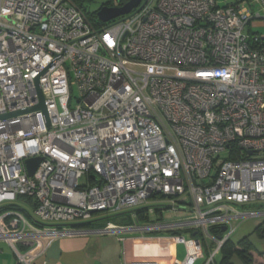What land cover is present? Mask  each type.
<instances>
[{
	"label": "built area",
	"instance_id": "obj_1",
	"mask_svg": "<svg viewBox=\"0 0 264 264\" xmlns=\"http://www.w3.org/2000/svg\"><path fill=\"white\" fill-rule=\"evenodd\" d=\"M251 4L264 10L144 0L98 24L72 0H0V116L39 106V92L46 108L0 119V242L17 264L45 237L95 234L163 235L185 246L180 264H217L243 223L264 220V38L250 32L262 19ZM186 193L187 219L48 225L158 197L184 208Z\"/></svg>",
	"mask_w": 264,
	"mask_h": 264
},
{
	"label": "crops",
	"instance_id": "obj_2",
	"mask_svg": "<svg viewBox=\"0 0 264 264\" xmlns=\"http://www.w3.org/2000/svg\"><path fill=\"white\" fill-rule=\"evenodd\" d=\"M144 210H148V208H144ZM126 214L131 215L130 218H127V221L132 222L131 226H135L138 222L141 223L137 217V213L131 214L128 212ZM124 215V213L119 214L117 218L123 217ZM141 216L149 217L146 212ZM122 220H124V218L118 219V223H114L122 226ZM244 224L246 223H243V225ZM242 226L239 227L235 234H239L243 230L241 229ZM248 229L249 227L245 229V232L243 231V234L246 233V231L248 233ZM253 233L261 240H264V220L255 224ZM232 237L230 240L236 245V249H241L239 242L243 240L248 241L252 245L249 254L253 258L254 264H264V246L263 250H256V246L251 240V235L245 236L238 241H234ZM121 238H124L125 240L122 241ZM155 238L138 239L135 236L128 235L100 234L63 235L55 238L45 237L40 249L31 253L28 257V261L30 264H180L184 261V258L182 260L177 259V254L174 249H161L160 247L157 249H151V244L149 242L151 239ZM138 242L145 244L147 249L141 248L137 252H132V243ZM110 250L117 253L116 257L110 254ZM157 255H160L158 256L159 258H157ZM220 260L221 254L217 257L216 263H220ZM0 264H17L13 250L5 242H0Z\"/></svg>",
	"mask_w": 264,
	"mask_h": 264
},
{
	"label": "rangeland",
	"instance_id": "obj_3",
	"mask_svg": "<svg viewBox=\"0 0 264 264\" xmlns=\"http://www.w3.org/2000/svg\"><path fill=\"white\" fill-rule=\"evenodd\" d=\"M236 1L237 0H220V5L224 6L225 4L234 3ZM109 2L116 3V0H90V1H87L85 3V9H86L87 16L91 19H96L97 18V16H96L97 11L102 7L103 4H106ZM250 8L253 11H255L256 13H257V11H259V13L262 16V19H256V20L252 21L251 26H250L251 31L253 33L260 34L264 38V10L260 6V4H251ZM72 94H73V96H77V90L75 88L72 89ZM226 158H227V154L224 153L221 156V160H224ZM179 202H184V203H187L188 205L184 206V208L173 209V207H172L173 204L171 203L170 200L162 199V198L158 197L156 199L150 200L145 205L139 206L137 208L126 210L122 213H128L131 211H136L138 209L148 208V210H146V213L149 215V220L152 222H157L159 220H163L166 222L175 221V220L178 221V220L190 218L193 215V212L191 210L192 209V207H191L192 203H191V198H190L189 194L186 193L183 197H181L179 199ZM13 205L22 206V202L20 200H18L15 203H13ZM157 208L160 209L159 212L156 211ZM122 213H118V214L117 213L116 214L99 213V214L95 215L90 221H96V220L110 218L109 220H116L114 222L118 223V221H117L118 219L124 218V220H122L123 226H131L132 222L127 221V218L131 217L130 214H125L123 217L117 218L119 216V214H122ZM261 220H263V219H251L248 222H245L246 224H244V225L242 224L243 226L241 225L242 226L241 229H243V230L239 234H235L232 237L233 240L238 241L239 239H241L245 236L251 235V240L255 244L256 250H259V251L263 250L264 240H261L260 238H258L253 233V230L255 228V224H257ZM128 222H130V223H128ZM78 223H80V222H78ZM70 224H75V223H59V224H48V225H70ZM247 227H249L248 233L246 231V233L243 234V231L245 232V229H247ZM149 243L151 244V246H150L151 249H157L158 247H160L161 249H174L176 251V254H177V259H179V260H182L183 258L185 259V255H186L185 246L182 244H180V245L177 244L174 240L170 239L169 237H165V236L161 235V237L151 239V241ZM141 248L147 249V246L141 242L132 243V247H131L132 252L133 251L137 252ZM127 253H128V250H127ZM110 254H112L114 257H116V255H117V253L113 250H110ZM158 256H160V255H157V258H159ZM233 262H235L236 264L241 263L238 256L234 257ZM201 263L202 262L199 261L197 264H201Z\"/></svg>",
	"mask_w": 264,
	"mask_h": 264
},
{
	"label": "trees",
	"instance_id": "obj_4",
	"mask_svg": "<svg viewBox=\"0 0 264 264\" xmlns=\"http://www.w3.org/2000/svg\"><path fill=\"white\" fill-rule=\"evenodd\" d=\"M87 1H90V0H72V2L77 7H79L85 14H86L85 3ZM128 1L129 0H116V3L109 2V3L103 4L102 7H110V8H112V7H121V6L125 5ZM86 16H87V14H86ZM96 16H97V13H96ZM89 19L92 22H97L99 24V19L98 18H96V19L89 18ZM250 32L253 34L252 31H250ZM156 211L159 212L160 209L157 208ZM145 212H146V210H144L143 208L139 209L136 212L138 214L137 217H138V219L140 221H148L149 220V217H147V216L146 217H142L141 216ZM114 221H116V220H103V219H101V220H97L95 223L93 222L91 225H88L86 227H92L94 225L95 226H104V225H106L107 222H114ZM239 245L241 246V249H236V245L234 243H232L231 240H229L223 246V248L221 250V260H220V263H218V264H235L233 262L235 256H238V258L240 259L242 264H254V260L251 257V255L249 254V251L252 248V245L248 241H245V240L239 242Z\"/></svg>",
	"mask_w": 264,
	"mask_h": 264
},
{
	"label": "water",
	"instance_id": "obj_5",
	"mask_svg": "<svg viewBox=\"0 0 264 264\" xmlns=\"http://www.w3.org/2000/svg\"><path fill=\"white\" fill-rule=\"evenodd\" d=\"M144 0H129L125 5L121 7H102L98 12H97V18L102 22V23H108L111 20L124 17L129 15L132 11L137 9L143 2ZM146 2V1H145ZM40 97H41V104L33 109H27L21 112L14 113L12 115H7V116H0V119L10 117V116H15L21 113H26V112H32L36 110H42L44 113H46V108L44 106L43 102V97L41 92H39ZM42 161V158H34V159H29L26 160V167L28 170V173L30 176H33L35 171L37 170L40 162ZM139 210V209H138ZM138 210L136 211H131L129 213L135 214ZM126 214V213H124ZM110 218H106L103 220H109ZM97 221V220H96ZM96 221H90V222H85V223H80V224H73L71 226L73 227H86L88 225H91L93 222L95 223ZM38 223V222H37ZM226 228H223V231H225Z\"/></svg>",
	"mask_w": 264,
	"mask_h": 264
}]
</instances>
